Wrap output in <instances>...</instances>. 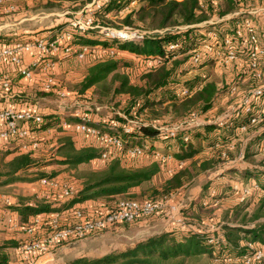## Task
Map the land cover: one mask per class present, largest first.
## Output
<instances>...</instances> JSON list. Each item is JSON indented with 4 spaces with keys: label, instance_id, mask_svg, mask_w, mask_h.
<instances>
[{
    "label": "trees",
    "instance_id": "trees-1",
    "mask_svg": "<svg viewBox=\"0 0 264 264\" xmlns=\"http://www.w3.org/2000/svg\"><path fill=\"white\" fill-rule=\"evenodd\" d=\"M69 1L84 7L93 0ZM248 1L221 0L217 3L213 0H103L100 8L93 11L95 25L111 27L112 23L106 21L105 17L114 12L120 13L135 4L137 6L133 7L122 19V24L112 28L129 27L146 31L164 30L174 26L186 28L174 32L154 34L142 42L105 38L97 29L72 31V44L113 47L144 59L158 57L163 59L161 65L153 66L143 72L142 83H133L129 74L125 72V70L131 69L133 64L118 60L121 55L114 58H90L91 64L80 82V90L78 91L80 96H86L89 90L94 92L92 94L95 103L93 111L96 112V119H92L87 125L98 130L100 134H108L121 139L125 149L135 146L142 147L145 150L142 157L151 155L156 158V144L165 143L167 149L162 156H169L178 162L187 163L186 167L171 173L165 180L162 195L137 200L169 197L184 185L190 184L194 178V173L201 174L215 169L227 146L232 142L235 145L238 143L236 141L241 125H248L251 117L257 115L258 107L255 99H253L250 113L240 110L236 117L229 120L228 123H232V125L220 127L217 124L207 123L191 128L187 126L179 130L174 138L162 134L154 120L146 119L149 116L157 115V112L161 110L163 112L160 113V116L171 117L175 121L174 124L191 122L196 117L214 110L218 100L227 96V91L220 90L215 81L201 74H196L192 79L183 81L182 77L196 68L185 67L186 60L181 58H188V56L175 59L173 57L186 54L194 48L198 43V38L208 30L221 28L228 31L227 25L239 22L240 16H234L227 22L214 25H200L213 17L222 19L239 12L242 8L241 3L247 4ZM136 23L141 27H136ZM67 27L68 23H62L48 31L54 36L65 31ZM13 41L15 38L12 36L0 35V43ZM174 43L181 44V48L176 51H168L167 47ZM183 90L187 91L186 96L181 95ZM97 108L99 110H96ZM90 112L84 113L88 116ZM44 121L45 123L40 127H34L35 130L44 132L56 128L55 132L62 133L63 128H57L61 121L74 125L81 122V119L76 115L62 117L50 114L44 116ZM129 121L138 122V125H130ZM127 126L130 128L129 132L125 131ZM263 137L264 132L258 134L254 142L259 141L261 144ZM73 138L69 134L59 135L54 155L50 158L39 156L38 152H28L16 154L9 159L15 150L0 151V189L11 188L18 183L35 184L43 178L52 179L61 173L54 171L47 177L41 176L35 179H27L24 176L25 173L38 168L44 169L52 165L75 168L83 164H90L96 159L101 160L104 149L98 140L99 148L96 146L78 147ZM172 143H176L175 146L177 147L174 152L169 151ZM231 152L232 150L227 149L229 157ZM206 153H209V157L199 159L200 155ZM244 157L246 158V155ZM124 159L122 153L117 152L109 160H103L106 162V166L84 174L82 188L76 190L74 196L60 206H54L47 197L17 195L15 205H0V214L3 211L14 212L19 228H22L38 215L62 212L87 201L104 200L106 207H112L119 200L136 199L131 195V190L151 183L165 162L157 157L163 162L161 166L151 163L147 166L126 168L122 165ZM240 174L246 177V172H240ZM259 188L258 185L257 190ZM208 196L212 202L202 203L201 206L204 208H208V206L220 202L222 199L221 195L215 192L213 195L208 194ZM261 210L262 207H258L251 213L250 224L247 223L245 217L243 224H228L222 226L220 232L212 234L207 232L181 233L180 228H175L141 240L124 250L112 252L100 258H78L69 264H167L179 258L204 255L213 257L220 264H242L241 260L252 252L249 247L250 244H264V222L260 221ZM245 215L248 216L247 213ZM4 220L3 215H0V232L6 228ZM127 225L130 224L123 227ZM16 232L23 235L21 229ZM24 236L0 241V264L12 263L11 252L27 240V237L24 238ZM18 262L23 263L21 257L18 258ZM261 264H264V260Z\"/></svg>",
    "mask_w": 264,
    "mask_h": 264
},
{
    "label": "built area",
    "instance_id": "built-area-1",
    "mask_svg": "<svg viewBox=\"0 0 264 264\" xmlns=\"http://www.w3.org/2000/svg\"><path fill=\"white\" fill-rule=\"evenodd\" d=\"M29 1L0 0V17L7 18L20 13L22 11V4ZM40 1L50 2L54 0ZM102 1L93 0L90 4L84 6L80 12L74 13L73 18L68 22L67 29L54 36L50 34V31H47L46 34H32L28 39H24L27 37L25 36L19 37L10 43H0V66L4 63L12 64L18 68V78L27 80H32L37 75H44L45 80L42 83V91L54 94L58 101V106L61 108L70 100L72 93L58 87L54 72L66 59L75 58L83 61L95 57L114 58L127 54L135 58L137 62L143 63V65L145 64L146 70L153 66L161 65L163 59L159 57L144 59L113 47L85 46L71 43L72 31L74 30L86 31L97 29L105 38L134 42H142L145 38L154 34L172 32L169 28L146 31L129 27L116 29L95 25L93 11L100 8ZM213 1L218 3L221 0ZM251 1L255 3L263 2V0ZM241 7L239 12L222 19L213 17L200 25H214L227 22L234 16H240L241 20L239 22L233 25H227L229 28L228 31H224L221 28L208 30L198 38V43L194 48L186 54L173 57L175 59L188 56V66L195 67L196 69L202 66L207 67L209 63H228L229 61L240 59L248 62L250 71L255 74L257 79L262 80V87L255 90L243 102L240 110L250 113L252 110L251 101L253 99L257 103L258 110L257 115L251 117L248 125H241L239 135L240 133L249 132L250 127L259 126L264 123V74H262L260 69L261 59L264 57V43L260 40L259 25L256 23L257 17H253V15H258L261 18L264 16V13H260L259 15L257 9H254L248 12V15H252V17H249L245 15L247 13L243 12V8L249 7V3H241ZM259 23L263 25L261 22ZM185 28H179L176 31L184 30ZM167 48L168 51H176L181 48V44H170ZM26 55L31 56V60L27 63L24 61ZM13 84L14 78L0 71V149L5 143L11 142L16 144L15 152L17 154L38 152L43 145L41 143V137L45 133L55 131L56 128L44 132L35 130L36 128L34 127H40L45 123V115L39 110V106L35 110H17L14 106L6 104L7 100L11 97L10 92ZM181 95L186 96L187 91L183 90ZM75 98H78V96H74V100ZM74 100L72 102H75ZM97 109L99 110V108ZM239 111L232 113V115L217 118L212 123L220 127L228 124L232 125V123L228 122L236 117ZM76 116L81 119V122L72 125L74 131L79 134L94 137L99 141L101 147L104 149L101 160H109L117 152L122 153L125 159L144 156L145 150L142 147L135 146L125 149L121 139L108 134H100L98 130L88 126L87 123L92 120L89 116L79 114L78 112ZM129 124L135 126L138 125V122L129 121ZM190 124L191 122L179 123L173 127H159L158 129L162 134H167L174 138L179 130H182ZM69 125V123L61 121L57 128H64ZM129 130L130 128L127 126L125 131L129 132ZM235 146V143L232 142L222 152L221 159L224 162L230 161L227 149L234 150ZM260 148H264V137L261 141ZM156 157L163 162L171 159V157H164L158 152L156 153ZM38 183L42 188L41 197H51L61 205L72 198L77 190L73 183L59 181L56 178H43ZM241 188L239 190L238 185H235L232 187V190L239 191V201L244 202L245 198L250 197L252 192L258 189V185L254 183ZM167 201V197L163 201L127 198L119 200L112 207L103 208L98 213H88L84 209L74 206L62 212L38 215L29 223L22 226V228H19L14 212L3 211L2 214L5 218V225L9 230L17 231L21 229L27 237V240L15 250L20 255L23 263L37 264L43 256L52 254L61 245H67L99 235L103 232L119 230L126 224H132L136 221L153 217L163 211ZM0 205L11 206L15 205V203L10 196L0 194ZM178 222L181 223L182 219H178ZM249 247L252 252L241 260L242 264H261L264 260V244H250Z\"/></svg>",
    "mask_w": 264,
    "mask_h": 264
},
{
    "label": "rangeland",
    "instance_id": "rangeland-1",
    "mask_svg": "<svg viewBox=\"0 0 264 264\" xmlns=\"http://www.w3.org/2000/svg\"><path fill=\"white\" fill-rule=\"evenodd\" d=\"M29 2L31 3L27 4L26 2H24L22 4V11L19 14L14 15L15 18L18 17L19 19H26L24 20V22L19 23V25H13L15 23L14 16L7 19L5 17H0V35L5 34L8 36H12V38L15 39L27 36L24 39H28V37L32 36V34L39 35L40 33L43 34L44 32L48 31L49 29L38 32L35 30L39 27H46L50 24V22H54V19L60 20L61 23H68L73 18L74 13L80 12L83 8L82 6H77L75 4H72L73 6L69 5L68 3L71 2L69 0H54L50 2L30 0ZM248 2L249 7L243 8V12L247 13L245 15H248V12L253 11L254 9H257V13L259 15L260 13H264V0L263 2L259 3H255L251 0H249ZM136 6L137 5L132 4L129 9H126L120 13H111L107 17H105V19L106 21L112 23L111 27H118L122 24V19L129 13L131 9H133V7ZM248 16L252 17V15ZM253 17H257L256 23L257 25H259L260 40L264 43V16L260 18L258 15H253ZM18 21L19 20H17V22ZM258 21L263 25H261ZM136 24V27H141L138 26V23ZM20 28H22L23 30H19ZM179 28H184V26L169 27L172 32L176 31V29ZM24 30L30 32H23ZM181 59L186 60L185 67H188V58L185 57ZM89 60L90 59L79 61L75 58H70L68 61L64 60L54 72V77L58 87L63 88L67 92L75 94L77 96L78 91L80 90V82L86 74L89 65L91 64ZM118 60L133 64L132 68L129 70H125V72L129 74L133 83H142L143 72L146 70V67L144 66L145 64L143 65V63L137 62L135 58L127 54L120 56ZM260 69L262 74H264V57L261 59ZM196 74H201L202 76L215 81L217 83V87L220 90L227 91L226 93L228 96L224 97L225 99H219L216 104L217 106L214 110H212V114H210V117L214 118L212 119V121L220 117L232 115V113L239 111L243 106L244 100L251 96L255 90L262 87V80L256 78L255 74L248 68V62L244 59L232 60L228 63H209L207 67L202 66L193 70L191 73L186 74L182 77V80L185 81L190 78L192 79V77H194V75ZM93 93L94 92H92L91 90L88 94H86V96H80V94H78V98H75L74 100L76 104H73V102H71L70 105L72 107L71 109H69L72 110V112L77 111L82 115H85L84 112L86 111H91L90 115L88 116L91 119H96V112L93 111L95 104L92 95ZM55 101L56 96L53 94L51 98H46L43 103L42 101H40L39 104L41 106H45V108L51 107L55 109ZM69 109H67V111H70ZM161 112L163 111L159 110L157 112V115L149 116L146 119L154 120L156 126H161L164 128L174 124L175 121H173L171 117L160 116ZM263 132L264 123L257 127H252L251 131L247 133H240V135L238 136V138L240 137V141L236 144L235 151H233L229 157V160L233 162L228 163L224 162L222 159H219L217 162L218 165L216 166L217 168L201 174L194 173V180L190 184L186 185V187H184L183 189H180L177 192H174L171 196L167 197L168 201L165 204L163 211L157 213L153 217L146 218V221L148 220V223L135 230L133 238L131 237L130 239H127V237L122 236L123 232L120 231L122 228L119 230L103 232L99 235L89 237L97 238L101 235L110 234V239L104 242L105 247L101 249L98 255L101 253L110 254L112 252L124 250L127 247H132L134 244L141 240H145L162 232L170 231L172 229H175V227L180 228L181 233L207 232L212 234L217 233L218 231L220 232L222 226L228 224H243L245 217L248 221L247 223L250 224L249 221L251 219V213L258 207H262V217L260 221L264 222V148L261 149L259 147V141L254 142L256 140V136ZM56 136L57 135L55 134L54 136H52V138L50 135H48L47 138L45 136L41 137V143H43V145L41 150L38 151L39 156L50 158L54 155L55 149L57 147ZM93 140L90 139L89 143L93 144L94 142H96ZM249 143L251 144V146ZM175 144L176 143L170 144V152L176 151L177 147L175 146ZM156 145L157 152L159 154L162 155L163 153H165L167 149L165 143L159 142ZM245 155L246 158L244 157ZM207 157H209V155L207 156L206 154H203L199 156V159H205ZM152 160L153 162H151ZM172 160L174 159L171 158L170 161ZM149 161L147 165L154 163L153 165L157 164L158 166L159 164L161 166V164H163V162L158 160L157 157H153ZM136 165L142 167L146 164L138 163ZM132 168L135 167L132 166ZM236 169L239 170H237L238 173L236 176H233V179L231 176H229V172L235 171ZM92 170L94 169L90 164H83L75 168L61 165H52L47 166L44 169H35L29 173H25L24 176L27 177V179H35L41 176L47 177V175H49L50 173L57 171L61 173L59 174V176L55 177L56 179H58L59 181L61 180L71 182L75 185V187H77L80 185L79 178H83L84 174ZM168 171L175 172L178 171V168L175 169L174 165H171L170 163L166 164L165 162L162 170H160L159 173L153 178L151 183L133 188L130 192L131 195L133 197H136V199L162 195V187L164 185V182L170 176V174H168ZM240 172H246V177H243ZM226 174L227 176H224ZM217 178H222L223 180H218ZM249 180L254 181L252 183H257L260 188L259 190L256 189L255 191H253L252 195L248 198H245L244 202H240L238 195L239 191L232 190V187L237 185L234 182H238V188L239 190H241V187L251 185L249 183ZM239 181H243V186H241V184L239 185V183H241ZM35 185L37 187L35 189H20L19 192L14 191V188L12 187H4L0 189V194H6L12 197L21 195L23 197L39 196V198H41L42 190L37 186L38 182L35 183ZM214 192L218 195H221L222 199L220 200V202L214 203L213 205L208 206V208H204V206H201L202 203L208 204L212 202L208 194L213 195ZM164 199L165 198L158 197L153 200L163 201ZM246 213L248 214V216L245 215ZM179 218L182 219L181 223L178 222ZM7 234V228H5L4 231L0 232L1 242L5 239V237H7ZM17 234L18 232L9 233V235H16V237L18 238L24 236V234L22 235L21 233H19L18 235ZM62 246L65 245H61V247ZM91 251V246H83L81 243L67 246L59 254L60 258H62V261L59 262V264H69L71 260L82 257L93 259L92 257L87 256V254H91ZM11 253L14 252L12 251ZM12 257L13 259L15 258L14 260H18L20 255L15 251V253L12 254ZM46 260L47 258H42L38 262V264H45ZM19 264L24 263L19 262ZM167 264L220 263L215 261L213 257L204 255L200 257L179 258L175 261L168 262Z\"/></svg>",
    "mask_w": 264,
    "mask_h": 264
},
{
    "label": "crops",
    "instance_id": "crops-1",
    "mask_svg": "<svg viewBox=\"0 0 264 264\" xmlns=\"http://www.w3.org/2000/svg\"><path fill=\"white\" fill-rule=\"evenodd\" d=\"M30 3L31 2H27V4H30ZM63 3H65V2H63ZM68 4L71 5V6H73L72 5V2H70ZM75 5H78V4H75ZM7 18H11V17H7ZM14 18H15V16H14ZM1 19H3V18H1ZM17 20H19V21L17 22ZM24 20H26V19H24V18L23 19L22 18L19 19L17 17V18H15V23L13 25L14 26H16V24L19 25V23L24 22ZM53 21L54 22H50V24L47 25L46 27H39L35 31H37V32L38 31H42V30L45 31L47 29L53 28V27H55V26L63 23V22L61 23L60 20H58V19H54ZM19 30H23V29L20 28ZM23 32H30V31L24 30ZM46 32H44V34H46ZM30 60H31V56L30 55H26L24 57V61L26 63L29 62ZM56 69H55V71H56ZM0 71L3 72L4 74H6V75L11 76V77L14 78V84H13L12 89H11V92H10L11 97H10V99L7 100V103L6 104H9V105L14 106L15 108H17V110H20V109H34L35 110L36 107L39 106V110L45 116L46 115H50V114L60 115L62 117H64V116H70V115L71 116L77 115V111L72 112V110H70L71 107H72L70 105V103L72 102V100H74V96H76V95H73V94H71L72 96L70 97V100L67 101L65 103L64 107H61V108L58 106L57 99L55 101V109L54 108H51V107L45 108V106H41L39 104L40 101H42V103H43L46 98H49V97L51 98L53 96V94H51V93H47L45 91H42V83L45 80L44 75H41V76L37 75L32 80H27V79H24V78H18V75H17L18 74V68L15 67V66H13L10 63H4L3 65H1L0 66ZM89 91L86 94H88ZM40 92H42V93H40ZM74 103L75 102H73V104ZM67 109H69L70 111H67ZM211 112L212 111L208 112L207 114H205L203 116H200V118H195L196 121L193 120L191 122V124H190V127L214 122L216 119L214 121H212V119H214V118L213 117H210V114H212ZM175 125L176 124H174L172 126H169V127H173ZM169 127H166V128H169ZM55 134L57 136H59L61 134H69V135H72L74 137L73 139L76 141V143H77L76 145L78 147L96 146V147L99 148V146H100L96 138L90 137V136H87V135H83V134L76 133L74 131L72 125H69L67 127H64L62 133L52 131L50 133H45L43 136H45L47 138V136L50 135L51 138H52V136H54ZM57 136H56V138H57ZM48 138H50V137H48ZM90 139L91 140L94 139L93 141H96V142H94L93 144H91V143H89V140ZM239 141H240V137L237 139V142H239ZM15 148H16V144L9 142V143H5L2 146V148L0 149V151H6V150L12 151V150H15ZM233 151H235V149L232 150V152ZM16 154L17 153L14 151L9 156V159H11ZM206 155L208 156L209 153H206ZM152 158H153V156H151V155H146L145 157H139V158H135V159H128V158H126V159H124L122 161V165L124 167H126V168H132V166L139 167L138 165H136L138 163L139 164H142L143 163V164H146L144 166H147L148 161L151 160ZM151 162H153V160ZM230 162H233V161H231V160L228 161V163H230ZM167 163H170L171 165H174L175 166V169L178 168V170H180L181 168L187 166V163H184V162L179 163L176 160H172V161L169 160L168 162H166V164ZM90 165L92 166L93 169L98 170V169L104 168L106 166V162L103 161V160L96 159V160L91 161L90 162ZM219 166H220V164H219ZM215 168H217V167H215ZM237 170H239V169H236L235 171L229 172V176H231L234 179L233 176H236L237 175V173H238ZM171 173H174V172H171ZM171 173H169V171H168V174H171ZM224 176H227V174L224 175ZM222 178H217V179L218 180H223L224 178L223 179ZM193 180H194V178H193ZM79 181H80V185L76 187L77 190L80 189V188H82L83 178H81V179L79 178ZM239 182H241V183H239V185L241 184V186H243V181H239ZM252 182H254V181L249 180V183L251 185L254 184ZM234 183L238 185V182H234ZM186 185H188V184H186ZM186 185H184L181 189H183L184 187H186ZM37 186L42 190V188L39 185V183H38ZM12 188H14V191L19 192L20 189H22V190L28 189L29 190V189H35L37 187H36L35 184H21V183H18V184H14L12 186ZM8 196H10V195H8ZM16 196H14V197L10 196L13 199L14 203H16V199H17ZM48 199H49L50 202H52V204L54 206H60L61 205V204H58L56 201H54V199L51 198V197L48 198ZM236 200H237V198H236ZM75 207L82 208V209H84L88 213H98L103 208H106V203H105L104 200H94V201H87V202H85L83 204L75 205ZM179 219H181V218H179ZM147 221H146V219H142V220L136 221L133 224L127 225L125 227H122V229L120 230V231L123 232V235L122 236L127 237V239H130L131 237L133 238L134 231L137 230L138 228H140L141 226H143L144 224L148 223ZM175 228H177V227H175ZM13 232L15 233L16 231H11V230H9L7 228V233L8 234H7V237H5V239L16 237V235H14V236L13 235H9V233H13ZM109 235L108 234L107 235H101V236H99L97 238H87V239H83V240H79V241H76V242L67 244L65 246L59 247L52 254L45 255L42 258H47L45 264H59V262L62 261V258H60V256H59V254L61 253V251H63L65 249V247H67V246H70V245H73V244H78V243H81L83 246L89 245V246L92 247L91 254H87L88 257L100 258V257H102V256H104V255L107 254V253H101V254L98 255V253H100L101 249L103 247H105L104 242L110 239V236ZM13 252L15 253V250H13ZM14 253H11V256ZM14 259L12 257V263L11 264H19L18 260H14ZM73 260H75V259H73ZM73 260H71V261H73Z\"/></svg>",
    "mask_w": 264,
    "mask_h": 264
},
{
    "label": "bare ground",
    "instance_id": "bare-ground-1",
    "mask_svg": "<svg viewBox=\"0 0 264 264\" xmlns=\"http://www.w3.org/2000/svg\"><path fill=\"white\" fill-rule=\"evenodd\" d=\"M38 264V263H37Z\"/></svg>",
    "mask_w": 264,
    "mask_h": 264
}]
</instances>
